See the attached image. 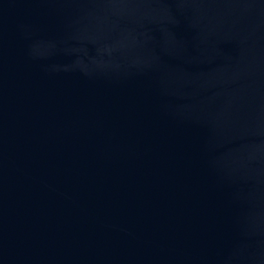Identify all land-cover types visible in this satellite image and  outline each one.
Segmentation results:
<instances>
[{
  "label": "water",
  "instance_id": "1",
  "mask_svg": "<svg viewBox=\"0 0 264 264\" xmlns=\"http://www.w3.org/2000/svg\"><path fill=\"white\" fill-rule=\"evenodd\" d=\"M0 264H264V0H0Z\"/></svg>",
  "mask_w": 264,
  "mask_h": 264
}]
</instances>
